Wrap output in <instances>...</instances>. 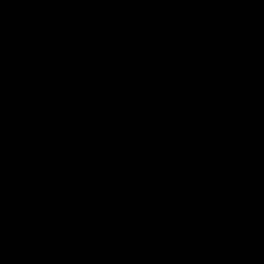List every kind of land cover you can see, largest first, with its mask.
Masks as SVG:
<instances>
[{
  "label": "water",
  "instance_id": "water-1",
  "mask_svg": "<svg viewBox=\"0 0 264 264\" xmlns=\"http://www.w3.org/2000/svg\"><path fill=\"white\" fill-rule=\"evenodd\" d=\"M0 264H264V0L0 18Z\"/></svg>",
  "mask_w": 264,
  "mask_h": 264
}]
</instances>
